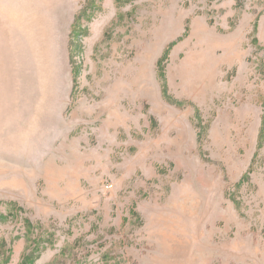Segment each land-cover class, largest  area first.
Instances as JSON below:
<instances>
[{
	"label": "rangeland",
	"instance_id": "rangeland-1",
	"mask_svg": "<svg viewBox=\"0 0 264 264\" xmlns=\"http://www.w3.org/2000/svg\"><path fill=\"white\" fill-rule=\"evenodd\" d=\"M0 264H264V0H0Z\"/></svg>",
	"mask_w": 264,
	"mask_h": 264
},
{
	"label": "built area",
	"instance_id": "built-area-1",
	"mask_svg": "<svg viewBox=\"0 0 264 264\" xmlns=\"http://www.w3.org/2000/svg\"><path fill=\"white\" fill-rule=\"evenodd\" d=\"M111 187V184H106V189H109Z\"/></svg>",
	"mask_w": 264,
	"mask_h": 264
}]
</instances>
